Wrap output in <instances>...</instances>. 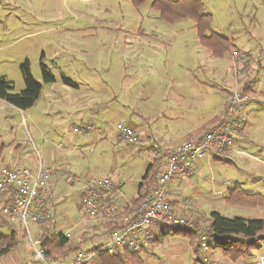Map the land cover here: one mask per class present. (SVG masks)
<instances>
[{
	"label": "crops",
	"instance_id": "0c3cea01",
	"mask_svg": "<svg viewBox=\"0 0 264 264\" xmlns=\"http://www.w3.org/2000/svg\"><path fill=\"white\" fill-rule=\"evenodd\" d=\"M196 36L199 44L207 50L210 57L222 56L226 52L230 54L229 69L225 74L223 84L211 85L221 92L220 97L214 95L213 99H207L204 89H197L189 94H179L175 99H171V107H166L164 109L166 112H161L158 119L151 117L149 112L152 110L146 107L139 108L140 111L137 108L134 111L129 108L131 111L125 118L122 116L124 120L122 123L130 125L137 131L139 141L135 144L116 142L113 135L115 134L117 139V130L104 122V114L108 113L109 107L112 104L118 105V103L113 102L110 106H106L107 98L102 97L99 101L104 103L98 106L100 109L90 108L89 113L79 114L80 124L97 123L96 135L108 139L110 143L108 147L111 148L112 145L113 154L112 167L102 169V174L98 173L100 171L98 169L97 173L89 172L85 176L75 177L76 182H80V186L76 189L80 191L81 199L73 201L76 203L80 217L75 215L76 218L74 216L71 218L68 212L70 207L59 206V202L62 198L64 199V192L74 188L75 181H71L70 167L74 164L75 157L72 151L75 146L62 149H60V144L54 146L53 138L57 136L56 126L42 127L39 117L34 113L46 88H50L47 96L55 103L58 97L56 98L54 92L69 86L77 88V84L68 79L66 81L62 79L64 84L61 85L55 76H53L55 80L52 83L42 82L40 63L43 61L40 58L38 69L33 70L35 80L41 83V91L35 103L30 108L22 110L0 99V169L7 166L35 169L40 164L56 167L48 183L46 210L50 215V220L45 225L31 224L29 233H27L17 221L0 217V251L1 244H13L10 250L0 253V264H42L35 257L30 240L41 246L42 240L46 237L58 241L62 239L65 246L71 249L65 257L55 258L53 261L55 264L70 261L74 253L73 249L76 247L93 250L103 246L108 240L110 230L120 225L123 217L131 214L138 206L139 200L155 187L157 178L165 168L166 156L162 153L163 147L198 136L207 127L220 121L235 89H242L255 97L245 107L243 127L236 135L234 142L235 151L227 158L206 156L196 161L193 164V174L189 177H177L168 181L165 193L170 200L171 207L179 215L204 221L209 218L211 212H216L226 217L264 220V206L249 208L226 201L232 189H238L245 194H260L264 197V119L262 117L264 82L257 78L262 65H260L259 57H253L249 52L250 57L248 56L249 59L245 65L247 74L236 76L233 73L236 63L229 50L232 43L227 40L228 48L221 53L218 46L213 48L202 44L197 32ZM212 49H216V54H213ZM241 51L247 52L246 49ZM25 60L28 61L25 56H22L15 61L10 76L4 74V77L12 82L17 90H21L24 86L19 67ZM95 99L92 96L86 103H94ZM113 100L116 101L115 98ZM216 102H218L217 105ZM47 103L44 111L50 114L55 106L51 105V101ZM111 110L114 114L116 111L118 117L124 114L117 106ZM134 116L140 121L132 119ZM159 118H163L164 121ZM28 121L32 125V130L25 127ZM24 127L27 129L26 136L23 133ZM117 141L120 140L117 139ZM85 145L91 151H95L94 147L99 146L94 140ZM136 145L140 147V150L148 153L145 155L147 157L145 162L136 164L137 166L131 162L136 151L134 148H126V146ZM108 147H100L99 153L103 156L104 153L109 152ZM82 158L85 157L82 156ZM104 177H109L116 183H123L114 193L118 212L111 218L88 216L83 210V197L88 189V183ZM62 181H65L68 187H62L60 183ZM239 210L244 211L240 214ZM210 241L212 242L211 261L215 264H241V259L248 258L254 250L261 247L259 245L244 251V245L237 244L235 250L227 251L220 247L213 248V239L211 238ZM259 242L264 243V240ZM87 243L88 246H86ZM47 247L45 248L48 254ZM196 247L195 234L188 231L164 230L156 231L152 243L142 247L135 254L142 264H196L200 263ZM122 252L124 251L110 256H116Z\"/></svg>",
	"mask_w": 264,
	"mask_h": 264
},
{
	"label": "rangeland",
	"instance_id": "374dc122",
	"mask_svg": "<svg viewBox=\"0 0 264 264\" xmlns=\"http://www.w3.org/2000/svg\"><path fill=\"white\" fill-rule=\"evenodd\" d=\"M200 1L211 15V32L239 50L246 49L247 55L250 52L259 57L262 67L257 78L264 82V0ZM152 3L153 0H0V76H10L15 61L22 56L28 59L33 75L41 58L59 84L68 79L78 86L54 92L58 97L55 103L47 96L50 88H46L34 110L42 127L56 126L54 146H75L74 164L70 167L74 188L64 192L59 202L60 207H70L71 218L80 217L73 201L81 199L76 189L80 182L75 177L97 173L98 169L102 174V169L113 165L108 139L95 132L80 138L73 132L80 125V113L100 109L102 97L107 98L106 106L118 103L104 114V122L115 130L116 124L124 121L122 116L125 118L136 108L140 111L146 107L152 110L150 116L158 119L179 94L204 89L207 99L221 95L211 85L223 84L230 64L229 52L210 57L197 40L191 18L166 19ZM21 90L14 87V92ZM92 96L96 98L94 103H86ZM48 101L55 106L50 114L44 111ZM115 106L124 113L121 117L111 110ZM132 119L140 121L136 116ZM25 127L32 130L29 121ZM114 135L116 142L124 143ZM91 140L99 144L95 151L86 148L85 143ZM106 146L110 153L102 156L100 147ZM126 148L136 151L131 158L133 164L145 162L146 151L137 145ZM60 183L68 187L65 181ZM257 247L240 263L264 264V243L258 242Z\"/></svg>",
	"mask_w": 264,
	"mask_h": 264
},
{
	"label": "built area",
	"instance_id": "2783aa9c",
	"mask_svg": "<svg viewBox=\"0 0 264 264\" xmlns=\"http://www.w3.org/2000/svg\"><path fill=\"white\" fill-rule=\"evenodd\" d=\"M235 61L233 73L236 76L247 74L245 67L249 57L233 44L230 49ZM255 99L242 89H235L220 121L207 127L201 134L182 142L164 146L165 168L159 175L155 187L147 193L129 215L123 217L120 225L110 230L107 242L98 250L77 249L70 261L58 264H100V251L115 255L121 251L137 253L149 246L156 231H188L196 235L197 258L204 264L211 261V237L208 225L198 218L177 214L171 207L165 193L168 181L193 174V164L206 156L227 158L232 154L236 135L243 127L245 107ZM98 130L93 122L81 123L73 128L79 137H87ZM117 139L135 144L139 141L137 131L125 123L116 124ZM55 166L40 164L35 169L29 167H2L0 169V217L17 221L29 233L31 224L45 225L50 220L46 210L48 183ZM123 183L114 182L109 177L88 183L83 197V210L91 217L111 218L118 208L114 193ZM35 257L42 264H55L47 259V249L30 240Z\"/></svg>",
	"mask_w": 264,
	"mask_h": 264
},
{
	"label": "trees",
	"instance_id": "16d2710c",
	"mask_svg": "<svg viewBox=\"0 0 264 264\" xmlns=\"http://www.w3.org/2000/svg\"><path fill=\"white\" fill-rule=\"evenodd\" d=\"M141 3L144 0H134ZM152 7L157 9L161 16L170 20L191 18L194 21L199 40L202 44L209 47L218 46L221 53L228 48L227 40L211 32V15L206 13L200 0H153ZM216 54V49H212ZM218 55V54H217ZM24 87L19 92H14V85L4 76H0V99L7 103L25 110L30 108L37 100L41 83L33 77L28 61H24L19 67ZM42 82L52 83L54 77L49 73L46 65L40 63ZM66 81V79H64ZM141 199L139 200V202ZM226 201L233 205L249 208L263 207L264 197L260 194H245L238 189L229 191ZM204 222L209 227V235L213 239V248H222L227 251L235 250V245H244V251L256 248L259 241L264 240V220L245 219L241 217H226L216 212H211L209 218ZM178 232V231H175ZM239 237V238H237ZM4 240V239H1ZM12 241V239H10ZM13 244H1L0 253L7 252ZM41 246H48L49 253L47 259L51 262L55 258L65 257L71 249L65 246L64 240L50 239L46 237L42 240ZM78 247L74 248L75 252ZM97 247L93 250H98ZM58 256V257H57ZM100 264H142V261L135 253L122 252L116 256H110L105 251H100L98 256Z\"/></svg>",
	"mask_w": 264,
	"mask_h": 264
}]
</instances>
